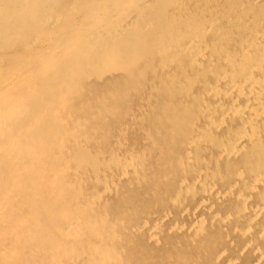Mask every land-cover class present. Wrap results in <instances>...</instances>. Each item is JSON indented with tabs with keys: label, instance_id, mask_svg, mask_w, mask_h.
Returning <instances> with one entry per match:
<instances>
[{
	"label": "bare ground",
	"instance_id": "obj_1",
	"mask_svg": "<svg viewBox=\"0 0 264 264\" xmlns=\"http://www.w3.org/2000/svg\"><path fill=\"white\" fill-rule=\"evenodd\" d=\"M0 264H264V0H0Z\"/></svg>",
	"mask_w": 264,
	"mask_h": 264
}]
</instances>
